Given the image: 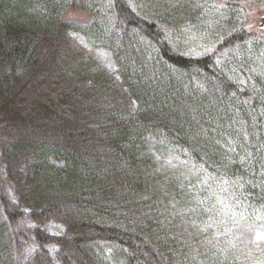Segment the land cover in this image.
I'll return each mask as SVG.
<instances>
[{
    "label": "trees",
    "instance_id": "16d2710c",
    "mask_svg": "<svg viewBox=\"0 0 264 264\" xmlns=\"http://www.w3.org/2000/svg\"><path fill=\"white\" fill-rule=\"evenodd\" d=\"M202 2L5 1L0 264H264V0Z\"/></svg>",
    "mask_w": 264,
    "mask_h": 264
},
{
    "label": "rangeland",
    "instance_id": "374dc122",
    "mask_svg": "<svg viewBox=\"0 0 264 264\" xmlns=\"http://www.w3.org/2000/svg\"><path fill=\"white\" fill-rule=\"evenodd\" d=\"M224 0H203V4L207 5H222ZM76 15V13H73ZM216 21H209L208 23L214 24ZM213 30L210 32V26H203L194 30L188 37L187 43L183 41V47L189 52L198 53L203 51L206 48L208 41L211 39ZM70 36L73 42L82 48L90 49V46L76 33H70ZM92 54L95 56L97 61L106 68H111L109 55L105 50H92ZM165 163L171 162L172 164L175 161L173 156H167L162 158ZM241 228L233 227V231L227 229L226 231L231 235L233 242L236 241V244L239 245V248L244 247V250L264 252V220L261 224L257 225H246ZM55 228H52V230Z\"/></svg>",
    "mask_w": 264,
    "mask_h": 264
},
{
    "label": "bare ground",
    "instance_id": "6f19581e",
    "mask_svg": "<svg viewBox=\"0 0 264 264\" xmlns=\"http://www.w3.org/2000/svg\"><path fill=\"white\" fill-rule=\"evenodd\" d=\"M5 1H7V0H1L0 1V11L2 10V8H3V6H4V4H5ZM5 7V6H4Z\"/></svg>",
    "mask_w": 264,
    "mask_h": 264
}]
</instances>
